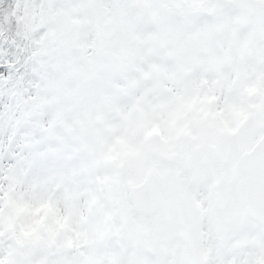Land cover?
<instances>
[{"label":"snow or ice","instance_id":"1","mask_svg":"<svg viewBox=\"0 0 264 264\" xmlns=\"http://www.w3.org/2000/svg\"><path fill=\"white\" fill-rule=\"evenodd\" d=\"M0 264H264V0H0Z\"/></svg>","mask_w":264,"mask_h":264}]
</instances>
